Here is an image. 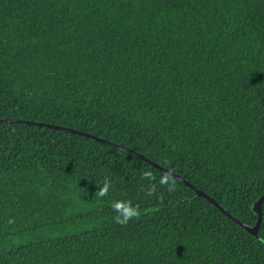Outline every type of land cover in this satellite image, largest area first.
<instances>
[{"label": "trees", "instance_id": "16d2710c", "mask_svg": "<svg viewBox=\"0 0 264 264\" xmlns=\"http://www.w3.org/2000/svg\"><path fill=\"white\" fill-rule=\"evenodd\" d=\"M0 119L135 150L253 226L264 0H0ZM163 173L92 137L1 121L0 264H264V217L251 234L183 181L168 192ZM116 200L140 216L116 223Z\"/></svg>", "mask_w": 264, "mask_h": 264}, {"label": "water", "instance_id": "95a60500", "mask_svg": "<svg viewBox=\"0 0 264 264\" xmlns=\"http://www.w3.org/2000/svg\"><path fill=\"white\" fill-rule=\"evenodd\" d=\"M1 121H6V122H9V123H26L28 125H37V126H40V127H46V128H50V129L64 130V131H69V132H72V133H77L80 136L92 137L93 139L98 140L101 143L107 144L109 146H112V147H115V148H118V149H123V150L127 151L130 154L136 155V156L140 157L142 160L147 161L150 164H152L153 166H155L156 168L162 170L163 172L169 170L168 168H165L161 164L150 160L149 158H147L146 156H144L141 153H138L135 150H132L130 148H126V147H124V146H122L120 144L114 143V142L109 141V140H107L105 138L98 137L96 135H92V134H89L87 132L80 131V130H77V129L69 128L67 126L53 124V123H47V122H41V121L24 120V119H0V122ZM173 174L175 175V177L177 179L183 181L188 187L194 189L198 196L205 197L209 202L213 203L217 208H219L224 214H226L231 219H233L234 221H236V222L240 223L242 226H244V228L248 232H250L251 234H254V235H258V231L260 229V226H261V223H262V220H263V217H264V213H263V210H262L263 203H264V194L262 196H260L258 198V200L253 205V210L258 216L256 223L253 226L243 225L237 217L233 216L230 212L225 210L222 207V205H220V203H218V201H216L212 196L208 195L202 189H198L191 181L185 179L181 175H179L177 173H174V172H173Z\"/></svg>", "mask_w": 264, "mask_h": 264}, {"label": "clouds", "instance_id": "9594fccd", "mask_svg": "<svg viewBox=\"0 0 264 264\" xmlns=\"http://www.w3.org/2000/svg\"><path fill=\"white\" fill-rule=\"evenodd\" d=\"M143 178L149 181L155 179L153 173L151 171H145L142 174ZM159 184L161 186H167L168 192H175L177 185V178L173 174L172 170L169 169L165 171L160 179ZM110 187V181L105 178L103 187L98 188L96 191V195L98 197H104L108 194ZM147 196L151 197L156 193V184H149V186L145 189ZM111 208L116 213L114 216V221L118 224L124 225L127 224L129 219L140 216V208L139 205H133L130 200H116L111 203Z\"/></svg>", "mask_w": 264, "mask_h": 264}]
</instances>
